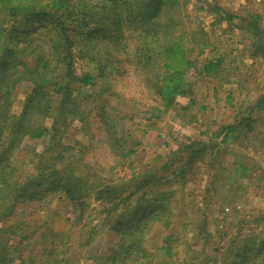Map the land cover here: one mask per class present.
Listing matches in <instances>:
<instances>
[{
	"label": "rangeland",
	"instance_id": "rangeland-1",
	"mask_svg": "<svg viewBox=\"0 0 264 264\" xmlns=\"http://www.w3.org/2000/svg\"><path fill=\"white\" fill-rule=\"evenodd\" d=\"M107 3L0 0V82L12 77L0 150L35 88L14 80L30 76L33 53L56 60L58 34L68 52L41 83L48 103L35 117V136L13 149L12 180L21 185L58 170L109 186L75 206L62 189L40 200L25 197L34 186L15 201L0 197V264H22L20 253L23 264H43L51 247L54 264H108L122 238L114 226L140 217L146 264L264 256V0L168 1L176 40L158 56L155 74L134 69L128 53L142 48L141 32L131 23L117 29ZM210 61L220 64L207 76ZM87 74L93 80L84 84ZM22 229L29 239L19 243L14 233Z\"/></svg>",
	"mask_w": 264,
	"mask_h": 264
},
{
	"label": "trees",
	"instance_id": "trees-1",
	"mask_svg": "<svg viewBox=\"0 0 264 264\" xmlns=\"http://www.w3.org/2000/svg\"><path fill=\"white\" fill-rule=\"evenodd\" d=\"M122 1L123 0H107V11L109 15L112 14L117 29L122 28L125 23H131L133 29L140 30L142 36H140L139 39L141 40L140 45L142 46V48L134 51V53L129 52L128 57L129 59H132L131 63L134 65L135 70L137 69V66H140L141 68L144 67L145 70H148V74H155L157 70L156 66H158V64H156L158 56H162L164 54L166 55V52L172 49V44L170 43L176 40V36L173 35L172 32L169 30L170 27L174 24V18L170 16L172 14L171 9L166 7V4L170 0H145L144 2L133 3ZM256 33L254 31V35H256V40L258 41L257 43H259L262 38L261 36L258 37ZM123 35L125 34L123 33ZM57 38L58 39L55 41L54 44V51L58 54L56 60H54V57H48V55L44 54V52H41V50L38 53H33L35 66L32 68V70L28 71L30 76H21L14 80L13 85L15 86L17 83L21 82L24 79L31 80L35 84V88L31 96L28 97L21 115L18 116V118L14 117L16 118V120L12 123L13 127L11 128V131L14 134L12 142L9 143V145L5 146V148L0 150V190L3 189L5 186L8 187L6 192L1 194L0 197H11L15 201L17 200V198L20 199L22 194L26 193L30 189V187L34 186V189H31L30 192H27V195L25 197L39 198L38 200H40L43 198L44 194L48 192H53L57 189H62L69 196H71L70 200L75 206L78 205V201L80 202L84 195L90 193V190L92 191L95 187H101V192H104L109 186L104 183H97L96 181L92 180L90 181L89 178L87 179L81 173L76 175H70L68 174V172L61 173L58 170L54 172L53 177L48 178L47 176H42L39 179H28L25 180V182H23L21 185H19L17 181L12 180V177L14 176V173L16 172L18 167L11 165L10 162V158L11 155H13V149L15 145L27 136L30 138H33L35 136L37 130L35 126L40 125L38 124L39 122L36 123L37 120L35 117H38L39 114H42V109L48 103V100H45L44 102V99L47 97L48 94H46L41 83H43V80L47 78L48 74L50 75L51 79L52 72L55 71L51 70V67L55 63H57V65L60 64L61 58H65L63 57V54L68 53L62 49V40L60 39L59 34ZM119 38L121 37L118 35H110V40L112 42ZM102 39L105 38L102 37ZM102 39L100 38L99 40ZM128 45L129 44L127 43V39L125 37L124 46L128 47ZM157 47H162L163 49L158 50ZM259 49L260 51H262L264 49V44H262L261 48ZM14 52L15 51L11 50V53ZM134 56L136 58H133ZM4 63H6V61H4L3 64ZM219 64L220 62L214 61H210L204 64V74L207 76H211L214 71L219 67ZM71 65V62H69L67 64V68H71ZM67 77L68 79L70 78V76ZM11 80L12 77L10 75L4 74L3 81L0 82V95H2V97H0V140L3 131L6 130L7 119H10L9 117H11L10 115H6L8 109L7 101L12 86V83L10 86ZM92 80L93 77L89 74L80 79V81L84 84H88ZM59 84L60 81L57 83V85ZM58 120L57 118L55 119L54 125L52 126L53 131L56 130ZM1 122H4V124ZM242 122H248V119H244L242 120ZM247 126L249 127L248 129H250L249 124H247ZM43 129L46 131V129L42 127V130ZM235 129L236 128H234V130ZM19 148L22 149L23 147ZM44 185L46 186L44 187ZM79 216L80 214L78 213V218ZM156 216H159V214H156ZM143 218H147V215H144ZM142 222L143 219L140 217L136 221L129 222L127 225L123 223V225H125V227L123 228H121L120 226H114V229L120 231L122 238L120 244L114 250V253L110 258L108 264L147 263L149 252L145 247L144 243L148 235V230L145 225L144 227L141 225ZM14 234L19 237V243H23L25 239H29L28 236H26V229H22L21 232ZM52 235L53 234H51V236ZM50 237L48 238L50 239ZM48 238L47 241H50ZM48 243L49 242H46L45 244ZM55 243L56 241L54 240V242L49 244L55 245ZM248 248V246L245 247V249L247 250ZM47 250L48 248L44 247L41 254L43 255ZM54 250L55 248L51 247V249L47 253V256H45V258H41L40 261L43 262V264H54L55 259H57L55 256L56 250ZM262 254L263 250H260L258 253L255 254L254 257H252L249 256L248 252H245L241 255L242 260H240L238 264H264V256H262ZM18 256L22 264L26 262V259L22 256L21 253Z\"/></svg>",
	"mask_w": 264,
	"mask_h": 264
}]
</instances>
